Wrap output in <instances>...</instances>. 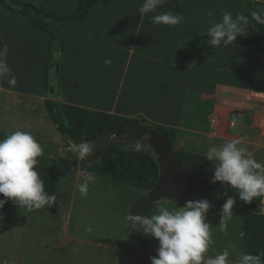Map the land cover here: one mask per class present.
Returning a JSON list of instances; mask_svg holds the SVG:
<instances>
[{"label":"crops","instance_id":"crops-1","mask_svg":"<svg viewBox=\"0 0 264 264\" xmlns=\"http://www.w3.org/2000/svg\"><path fill=\"white\" fill-rule=\"evenodd\" d=\"M23 1L65 15L75 11L79 0ZM244 1L165 0L157 12L140 17L144 0H94L83 23L62 30L63 101L88 112L128 120L141 117L173 128L174 149L197 156L206 157L210 147L239 140L247 155L264 164V44L233 43L194 55L180 66L173 61L174 52L187 40L207 34L208 12L215 21L224 10L233 18L246 15ZM251 1L254 11L264 9V0ZM167 11L181 14L186 23H151V16ZM248 32L249 26L240 37ZM3 44L17 84L0 80V133L38 130L61 152L64 138L46 109L47 36L0 5V50ZM95 177L87 197L77 187L86 176L76 169L57 182L53 205L32 211L0 209V264H147L128 218L131 205L145 190L110 176ZM199 199L213 205L206 219L213 243L205 258H214L231 242L236 248L229 249V264H235L239 253H246L244 223L249 211L233 207L225 234L218 227L223 203L200 196L185 201ZM152 248L156 252L158 241Z\"/></svg>","mask_w":264,"mask_h":264},{"label":"clouds","instance_id":"clouds-1","mask_svg":"<svg viewBox=\"0 0 264 264\" xmlns=\"http://www.w3.org/2000/svg\"><path fill=\"white\" fill-rule=\"evenodd\" d=\"M164 3L165 0H144L138 13L140 17L149 12L155 13ZM206 15L211 25L207 31L208 44L214 48H226L235 43L238 36H243L251 21L264 24V9L253 11L251 20L240 13L233 18L227 10L223 11L220 21L211 19L212 12ZM149 19L153 25L174 27L186 23L181 14H174L173 11ZM7 49V44H3L0 50V80L7 79V83L15 87L17 79L5 59ZM109 63L110 60H105V64ZM240 143L239 140H232L221 146H212L206 154V160L214 163L210 182H221L222 186L237 190L236 195L225 193L226 199L220 210L218 227L225 234L233 217L237 197L246 204H251L256 198L259 201L258 208L264 213V164L247 155V149L238 146ZM72 147L80 161L87 160L95 153L94 145L89 141L84 140ZM42 155L43 147L31 132L17 130L0 139V195L4 197L0 199V209L9 200L26 211L55 203L56 197L45 192L44 181L35 168L39 164L37 158ZM85 176L86 179L77 186L82 197H87L89 184L96 179L93 172H85ZM212 207L207 199L188 200L178 210L161 207L150 216L130 215L128 218L134 228L138 225L144 234L158 241L157 254L150 257L151 264H229V249L236 248L231 242L214 258H205V253L213 243L212 226L206 222ZM86 231L91 232L92 228L88 227ZM235 264H264V249H258L256 255L239 253Z\"/></svg>","mask_w":264,"mask_h":264},{"label":"trees","instance_id":"trees-1","mask_svg":"<svg viewBox=\"0 0 264 264\" xmlns=\"http://www.w3.org/2000/svg\"><path fill=\"white\" fill-rule=\"evenodd\" d=\"M94 0H79L74 12L59 15L48 12L32 3L21 0H0V5L6 11L27 18L30 23L41 33L47 36L46 60L44 67V90L48 98L46 109L52 122L59 133L67 136L74 144L82 141H97L109 137L123 123L131 121L126 118L99 111L88 112L87 110L71 106L63 101L60 93L59 67L60 57L63 52L64 37L63 28L71 23H83L89 16ZM246 16L251 20V13L254 11L251 0L244 1ZM249 32L246 37L238 36L235 43L242 47L260 45L262 43L249 44L237 39H252L259 34H264V24H257L251 21ZM207 34L197 36L187 40L173 54L175 65L180 66L186 60L201 52L210 51L214 48L208 44ZM54 90V95L48 94L49 89ZM136 120L143 121L148 126L158 129L165 133L169 145L174 148L176 131L173 128L150 123L141 117ZM7 134L0 133V139ZM37 140V139H36ZM43 147V155L38 157L39 164L35 168L39 172L40 178L44 181V190L52 195L56 184L61 179L67 177L73 170L78 169L82 174L93 172L96 175H106L114 179L126 181L142 188L145 192L149 191L155 184L159 175V166L156 157L150 149H125L121 145L112 142L108 144L94 145L99 146L102 153L95 159L80 161L78 168H72L67 158L57 159L52 155L55 146L48 147L47 143L40 142ZM64 143L69 144L66 139ZM54 147V148H52ZM70 148V147H69ZM180 163L183 167L204 173H212L214 163L207 161L206 157L177 151ZM236 189H229L221 193L220 202L224 203L227 193L229 196L236 195ZM0 199H4L0 195ZM259 201L254 198L251 204L240 201L234 207H245L249 215L244 223V243L246 253L257 254L258 249H264V213L258 208ZM17 207L10 200L5 203L3 208ZM2 208V209H3Z\"/></svg>","mask_w":264,"mask_h":264},{"label":"water","instance_id":"water-1","mask_svg":"<svg viewBox=\"0 0 264 264\" xmlns=\"http://www.w3.org/2000/svg\"><path fill=\"white\" fill-rule=\"evenodd\" d=\"M237 40L249 44H264V34L261 33L252 39ZM48 94L53 96L54 90L52 88L49 89ZM126 125L135 126L139 133L137 135L131 132L126 133L123 130ZM132 137L142 139L154 154L159 166V175L154 186L149 191L137 196L135 202H133L129 209L128 217L130 215L150 216L157 212L156 203L162 200L179 202L197 194L217 193L229 190L230 186H222L221 182H210L213 172L204 173L183 167L180 163L177 151L169 145L165 133L148 126L143 121L131 120L125 122L117 128L111 136L97 141H91L90 143L93 145H105L112 142L122 146V143L130 142ZM63 138L66 139L70 149H73L72 146L75 144L67 138V136ZM101 153L102 150H98L95 157H98ZM79 165L80 162L78 161L71 162L72 168H78ZM129 222L135 233L145 261L147 264H151L150 257L156 256V252L151 246L149 236L144 234L138 225L134 228L133 222L130 219Z\"/></svg>","mask_w":264,"mask_h":264},{"label":"rangeland","instance_id":"rangeland-1","mask_svg":"<svg viewBox=\"0 0 264 264\" xmlns=\"http://www.w3.org/2000/svg\"><path fill=\"white\" fill-rule=\"evenodd\" d=\"M21 1H23V0H21ZM24 2H26V1H24ZM61 57H62V54H61ZM61 57H60V60H61ZM31 133L40 142H45V143L49 144V145H47L48 147L54 146V144L51 141H49L48 139L46 140L44 138V133H42V132H40L38 130H31ZM52 148H54V147H52ZM61 149H62V151L59 152L58 148H54L51 156H54L57 159H60V158L65 159V158H67L70 163L74 162V161L80 162V160L78 159V154L76 152H74L73 149H70L69 147H67L66 144L64 143V140L62 141ZM126 149H128V148H126ZM138 149H149V148L145 144L143 146H140ZM194 196L219 199L220 196H221V193H219V194H217V193H202V194H197V195H194ZM184 201L185 200L179 201V202H170V201H164V200L159 201V202L156 203L157 211L161 207H167L170 210L172 208H176L178 210L180 206H183ZM149 238H150L151 246H154L156 244L157 240L155 238H153V237H150V236H149ZM136 240H137V238H136Z\"/></svg>","mask_w":264,"mask_h":264},{"label":"flooded vegetation","instance_id":"flooded-vegetation-1","mask_svg":"<svg viewBox=\"0 0 264 264\" xmlns=\"http://www.w3.org/2000/svg\"><path fill=\"white\" fill-rule=\"evenodd\" d=\"M137 128L135 126H132V125H126L124 126L123 130L128 133V132H131V133H134V134H138L139 131L136 130ZM145 145V143L143 142L142 139H136V138H133L131 139L130 142H125V143H122V146L124 148H128V149H138L140 146H143ZM98 150H101V148L99 146H96L95 147V153L89 157L88 159H94L95 156H96V153L98 152Z\"/></svg>","mask_w":264,"mask_h":264}]
</instances>
